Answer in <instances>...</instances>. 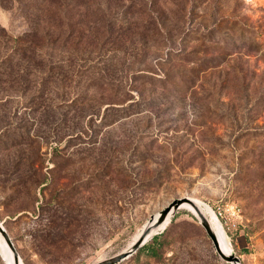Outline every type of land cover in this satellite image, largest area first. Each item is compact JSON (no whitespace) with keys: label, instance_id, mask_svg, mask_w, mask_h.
I'll list each match as a JSON object with an SVG mask.
<instances>
[{"label":"rangeland","instance_id":"rangeland-1","mask_svg":"<svg viewBox=\"0 0 264 264\" xmlns=\"http://www.w3.org/2000/svg\"><path fill=\"white\" fill-rule=\"evenodd\" d=\"M178 197L264 264V0H0V224L20 264L110 257ZM153 235L117 264H229L187 208Z\"/></svg>","mask_w":264,"mask_h":264},{"label":"water","instance_id":"water-1","mask_svg":"<svg viewBox=\"0 0 264 264\" xmlns=\"http://www.w3.org/2000/svg\"><path fill=\"white\" fill-rule=\"evenodd\" d=\"M182 203H186L190 205L195 213H196V219L200 226L203 228L205 234L209 238L213 249L217 256L224 262L229 263V264H240L239 259L236 255L233 253H224L219 245L218 241L216 239V236L214 234V231L212 230L208 220L206 217L198 210V208L194 205V203L188 198V197H178L170 200L164 207H162L158 212H156V217L153 219V215L148 219L146 224L144 225L143 229L137 236V238L133 241V243L128 247L125 248L124 250L101 260H98L92 264H117L123 259L127 258L130 256L138 247L143 245L146 240H148L153 234H156L157 231H154L158 226L163 222V220L166 218V216L175 211L177 208L180 207ZM152 232V233H151ZM150 234L147 238L146 236ZM0 236L10 249L12 253V257L14 260V263H18V256L17 253L12 245V242L6 233L5 229L2 227L0 224Z\"/></svg>","mask_w":264,"mask_h":264},{"label":"bare ground","instance_id":"bare-ground-1","mask_svg":"<svg viewBox=\"0 0 264 264\" xmlns=\"http://www.w3.org/2000/svg\"><path fill=\"white\" fill-rule=\"evenodd\" d=\"M190 200L194 203V205L198 208V210L204 216L207 215V214L212 215L211 214V210L209 208L203 206L201 203H199L197 200H195L193 198H190ZM180 207L187 208L188 210H190L196 216V213H195L194 209L190 205H188L186 203H182L180 205ZM154 217H156V216H154ZM154 217H153V219H154ZM168 219H169V214L166 216V218L163 220V222L158 226V228H156L154 231H157V230L159 231V230L163 229L167 225ZM206 219H207V217H206ZM208 222H209L212 230L214 231V234L216 236V239L218 241V245H219L220 249L226 254L229 253L230 252L229 242H228V239H227V237L225 235V232H223V230L221 229V227L219 226V224L217 222H212V221H209V220H208ZM149 235L150 234H148L146 236V238ZM0 256L5 261L6 264H15L14 260H13V257H12V253H11L10 249L8 248V246L6 245V243L4 242V240L2 239L1 236H0ZM17 264H20L19 259H18V263Z\"/></svg>","mask_w":264,"mask_h":264},{"label":"built area","instance_id":"built-area-1","mask_svg":"<svg viewBox=\"0 0 264 264\" xmlns=\"http://www.w3.org/2000/svg\"><path fill=\"white\" fill-rule=\"evenodd\" d=\"M238 209L235 205L225 203L216 208L215 212L213 213L216 219L219 221H223L226 225V228H229L228 224L234 226V222L239 217Z\"/></svg>","mask_w":264,"mask_h":264},{"label":"trees","instance_id":"trees-1","mask_svg":"<svg viewBox=\"0 0 264 264\" xmlns=\"http://www.w3.org/2000/svg\"><path fill=\"white\" fill-rule=\"evenodd\" d=\"M70 8V5H67V4H63L61 7H56L55 9L56 10H58V11H65L67 8ZM66 39V37L64 36L63 37V41H61V46H59V48L60 49H57V54H58V56H60V52H62V53H66V48H65V46L64 45H62V42H64V40ZM58 60H59V58H57ZM192 217H194L192 214H190ZM166 227V226H165ZM156 239V235H153L151 238H150V240H149V242H146V243H144L143 245H142V247H143V249H145L146 251H153V246H152V244H151V242L152 241H154Z\"/></svg>","mask_w":264,"mask_h":264}]
</instances>
